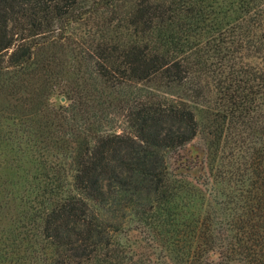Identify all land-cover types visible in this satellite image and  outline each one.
<instances>
[{
    "label": "trees",
    "instance_id": "trees-1",
    "mask_svg": "<svg viewBox=\"0 0 264 264\" xmlns=\"http://www.w3.org/2000/svg\"><path fill=\"white\" fill-rule=\"evenodd\" d=\"M0 264H264V0H0Z\"/></svg>",
    "mask_w": 264,
    "mask_h": 264
},
{
    "label": "rangeland",
    "instance_id": "rangeland-1",
    "mask_svg": "<svg viewBox=\"0 0 264 264\" xmlns=\"http://www.w3.org/2000/svg\"><path fill=\"white\" fill-rule=\"evenodd\" d=\"M116 126L117 129L118 126L123 127L121 119L116 122ZM206 142L204 134L198 133L187 144L170 151L167 154V162L174 175L193 182L207 195V199L218 202L222 199L219 193H222L224 184L222 182L216 183L210 174ZM217 195L219 196L217 197ZM123 238L131 237L124 235Z\"/></svg>",
    "mask_w": 264,
    "mask_h": 264
}]
</instances>
